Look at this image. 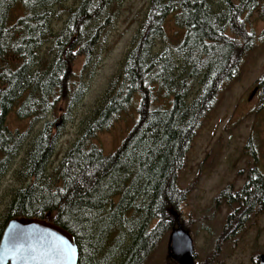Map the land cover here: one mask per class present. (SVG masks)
Segmentation results:
<instances>
[{"label":"trees","instance_id":"16d2710c","mask_svg":"<svg viewBox=\"0 0 264 264\" xmlns=\"http://www.w3.org/2000/svg\"><path fill=\"white\" fill-rule=\"evenodd\" d=\"M63 1L0 0V178L27 138L8 128L7 114L17 106L20 118L39 116L63 95L71 106L82 92L72 62L80 55L86 63L93 59L101 20L109 18L112 0H80L54 34V7ZM260 1L150 0L120 73L61 162L51 167L54 122L47 120L32 138L18 173L24 184L8 204L0 236L11 217L50 213L75 236L78 264H145L174 225L171 208L188 196L178 173L221 86L238 75L252 47L246 22ZM170 14H177L183 38L157 50ZM50 39L55 55L40 70L38 51ZM136 95L139 120L120 147L105 154L94 137ZM232 194L227 188L216 202L246 201L238 211L245 210L264 194V174L251 169L242 197Z\"/></svg>","mask_w":264,"mask_h":264},{"label":"rangeland","instance_id":"374dc122","mask_svg":"<svg viewBox=\"0 0 264 264\" xmlns=\"http://www.w3.org/2000/svg\"><path fill=\"white\" fill-rule=\"evenodd\" d=\"M240 1L233 0L235 4ZM79 2L65 0L54 7L57 15L52 21L54 34L63 28L70 10ZM149 3L150 0H112L107 9L109 18L105 16L101 20L102 32L93 59L86 63L85 57L80 55L72 62L73 76L81 80L82 92L71 106L69 98L63 95L54 107H47L39 116L20 118L17 106L7 114L8 128L12 132L25 133L27 138L0 178V230L7 219L8 204L14 192L24 184L18 179V173L32 138L47 120L54 122L57 129L54 133L58 136L51 167L61 162L120 73ZM176 15L166 18L163 38L157 40V50L165 45L174 48L183 38L184 30ZM246 30L252 36V47L245 53L238 75L221 86L178 173V185L188 191V196L178 209H173L190 230L196 264H251L252 256L264 250V210L254 214L256 218L246 223L239 235L221 248L217 242L228 215L237 204L231 206L224 199L218 203L216 198L227 188L233 193L239 190L251 169L257 168L264 173V0L247 19ZM38 54L40 70L48 68L55 55L51 39L43 44ZM140 101L136 95L111 125L94 137L93 141L105 154L114 153L139 120ZM170 232L171 229L162 237L145 264L171 263L167 257Z\"/></svg>","mask_w":264,"mask_h":264},{"label":"water","instance_id":"95a60500","mask_svg":"<svg viewBox=\"0 0 264 264\" xmlns=\"http://www.w3.org/2000/svg\"><path fill=\"white\" fill-rule=\"evenodd\" d=\"M171 212L174 225L169 235L167 257L178 264H195L190 230L173 208ZM60 249L64 254H59ZM78 261L75 236L54 223L50 213L44 218L15 216L6 221L0 236V264H78Z\"/></svg>","mask_w":264,"mask_h":264},{"label":"flooded vegetation","instance_id":"af4514ba","mask_svg":"<svg viewBox=\"0 0 264 264\" xmlns=\"http://www.w3.org/2000/svg\"><path fill=\"white\" fill-rule=\"evenodd\" d=\"M245 184L239 190H235L234 194H232V197L241 198L242 195L239 194V191L245 189ZM259 197L260 199L257 202H250L249 204H247L248 206L246 207V209L241 211H238V209L242 208L243 204H245L246 201H243L241 205L240 202L238 201L236 203H233V204H237L236 206L237 210L235 209L234 212L232 211V213L228 215L226 224L224 226V231H222V233L219 235L217 239L220 248L221 245H223L225 242H228L230 241V239L237 237L240 233L239 231L242 230V228L246 225V223L256 218L254 217V214H257L258 212L260 213L261 211L264 210V194L259 195ZM225 203L227 202L225 201ZM237 212L239 213V215H236ZM263 256H264V250L253 255L251 258V264H264ZM170 264H178V263L171 260Z\"/></svg>","mask_w":264,"mask_h":264},{"label":"snow or ice","instance_id":"6c2138e0","mask_svg":"<svg viewBox=\"0 0 264 264\" xmlns=\"http://www.w3.org/2000/svg\"><path fill=\"white\" fill-rule=\"evenodd\" d=\"M59 254H64V250L63 249H60L58 250Z\"/></svg>","mask_w":264,"mask_h":264}]
</instances>
